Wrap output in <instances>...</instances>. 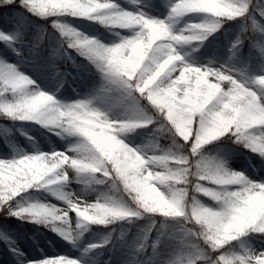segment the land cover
I'll return each instance as SVG.
<instances>
[{
    "label": "snow or ice",
    "instance_id": "6c2138e0",
    "mask_svg": "<svg viewBox=\"0 0 264 264\" xmlns=\"http://www.w3.org/2000/svg\"><path fill=\"white\" fill-rule=\"evenodd\" d=\"M61 50L75 75L56 67ZM82 71L96 82L65 96ZM0 117L32 144L0 156L13 264H264V0H0ZM26 225L79 255L31 236L41 255L30 256Z\"/></svg>",
    "mask_w": 264,
    "mask_h": 264
},
{
    "label": "rangeland",
    "instance_id": "374dc122",
    "mask_svg": "<svg viewBox=\"0 0 264 264\" xmlns=\"http://www.w3.org/2000/svg\"><path fill=\"white\" fill-rule=\"evenodd\" d=\"M119 2L122 3V4H125L126 0H119ZM156 2L160 3L161 0H156ZM87 23L88 22H84V24H87ZM93 28L99 29L98 25L93 26ZM224 42H225L224 39H223L222 43H219L217 41V43L219 45H221V46L224 44ZM244 51H245V53H247L248 52V48L245 47ZM58 69H59V71L61 73L72 72L74 75L76 74L75 71L71 70V69H67V70H65L64 68H58ZM22 70H24L26 72H29L32 76H34L37 79H39L40 82L42 84H44L45 86L53 87L55 85V83H56V81L52 79V75L53 74H52V72L50 70L37 71L35 68H27V67L23 68ZM95 82L96 81H95V79L92 76H90L89 74L86 75L85 73L84 74L80 73L79 77L76 80H72L69 77L68 78V84L65 85V87L63 89L64 95L65 96L74 95L72 93V88L77 89V91L80 92V93H84L87 90H89ZM6 121H7V125H8L7 128L9 129V131H11V133L15 132L16 131V129H15L16 127L14 126L13 122H11L9 120H6ZM26 131L28 132L29 135H32L34 137V139L36 140V143L39 144L42 148H50L52 146H56L60 150H62V148H63V142L59 141L58 138L41 137L39 135V133L35 130L34 127L26 129ZM9 137H11V141H14V139H13L14 137L17 139V141L15 142L14 145L18 146V148L23 149L25 151H29V150L32 149V144L29 143V141L27 139V136L21 135L20 131L17 130L16 134L11 135ZM54 142H55V145H54ZM244 163H245L244 158L240 157V156H237V157L233 158L232 166L235 167V168H241V167L244 166ZM70 187L75 192L83 193V188L79 184L73 183ZM49 199H50V202L57 204L58 207L59 206H63L60 202L52 200L51 198H49ZM84 199L88 203H92V202L95 201V194L94 193L87 194V195L84 196ZM201 200L203 202H205L206 204L211 205V203L208 202L205 197H201ZM70 215H71V218H72L73 224H74L75 214L71 213ZM27 226H31V225H26L25 228L21 230V231H24V232H26L28 234V236L25 237L22 240V245H23L24 250H29V249L36 250V248L32 244V241L28 238V237H31V236H36L37 244L41 248H44V247L46 248V246H49V247H54L55 246V247L60 249L59 253H61V254L67 253L70 256H78L79 255L78 252H76L74 249H71V247L68 246L66 244V242L60 240L53 233H51V232L46 230L45 232H43L41 234H32L31 230L27 229ZM49 241H52L51 245L49 244ZM37 252H39V251H37ZM9 255L10 254L7 253L4 250V246L0 245V258H2V260H4L5 258L9 257ZM10 257H11V255H10Z\"/></svg>",
    "mask_w": 264,
    "mask_h": 264
},
{
    "label": "trees",
    "instance_id": "16d2710c",
    "mask_svg": "<svg viewBox=\"0 0 264 264\" xmlns=\"http://www.w3.org/2000/svg\"><path fill=\"white\" fill-rule=\"evenodd\" d=\"M69 19H72V18H69ZM36 23L40 24L41 27L44 30H46L47 33H49V34L52 33V30L49 27V24L48 23H46L44 21H39V20L36 21ZM100 29H101V31H103L102 28H100ZM31 35H32V33L30 32L29 33V36L31 37ZM223 37L224 36L221 35L220 38H219V41H222L223 40ZM44 44H45L46 50H49L48 47H51L52 50H53V48L56 47L55 44H54V42H49L47 39H45ZM69 53H70L72 59L75 61L76 64H81L82 65V64H85L86 63L83 60V58L82 57H79L74 51L69 50ZM47 54H48V51H47ZM52 54L53 53L51 52L50 55H52ZM55 57L56 58L54 59V63H55L56 66L69 65L70 67H72V62L67 59V57L64 55L63 50H61L58 53H55ZM62 62L65 65H63ZM85 73H87V72H85ZM95 79H96V77H95ZM6 123H7L6 119H4L3 117H0V156L10 155L11 154V146L13 144V142L10 141V139L8 138V135L10 134V132H8L6 134L5 131H4L5 129H7V124ZM159 142L161 143L162 146H167L170 143V141L167 140L164 137L163 134H161L160 139H159ZM206 200L208 202H210L211 204L213 203L212 201L208 200L207 198H206ZM11 223L16 224L17 222L16 221H11ZM31 229H32V227H31ZM33 229H34V227H33ZM41 230H44V229H41ZM94 230H96L98 232H101V233L104 232V231H106L105 229H103L102 227H99V226H94Z\"/></svg>",
    "mask_w": 264,
    "mask_h": 264
},
{
    "label": "bare ground",
    "instance_id": "6f19581e",
    "mask_svg": "<svg viewBox=\"0 0 264 264\" xmlns=\"http://www.w3.org/2000/svg\"><path fill=\"white\" fill-rule=\"evenodd\" d=\"M43 250H44V252L45 253H47V254H52V253H55V252H59V248H57V247H49V246H46V248L44 247L43 248ZM30 256H34V257H36V256H40L41 255V253L40 252H37L36 250H31V249H29V250H25ZM0 264H13V258L12 257H10V255H9V257H7V258H5L4 260H2V258H0Z\"/></svg>",
    "mask_w": 264,
    "mask_h": 264
}]
</instances>
